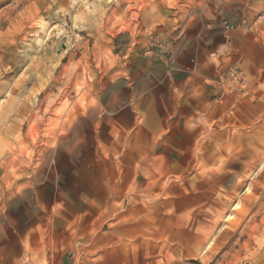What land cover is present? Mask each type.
<instances>
[{
  "label": "rangeland",
  "instance_id": "obj_1",
  "mask_svg": "<svg viewBox=\"0 0 264 264\" xmlns=\"http://www.w3.org/2000/svg\"><path fill=\"white\" fill-rule=\"evenodd\" d=\"M0 264H264V0H0Z\"/></svg>",
  "mask_w": 264,
  "mask_h": 264
}]
</instances>
